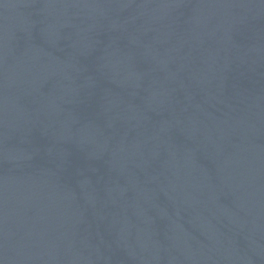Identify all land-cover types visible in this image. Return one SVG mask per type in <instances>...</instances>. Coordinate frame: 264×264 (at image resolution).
I'll use <instances>...</instances> for the list:
<instances>
[{
	"label": "water",
	"instance_id": "water-1",
	"mask_svg": "<svg viewBox=\"0 0 264 264\" xmlns=\"http://www.w3.org/2000/svg\"><path fill=\"white\" fill-rule=\"evenodd\" d=\"M0 264H264V0H0Z\"/></svg>",
	"mask_w": 264,
	"mask_h": 264
}]
</instances>
